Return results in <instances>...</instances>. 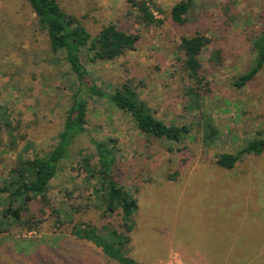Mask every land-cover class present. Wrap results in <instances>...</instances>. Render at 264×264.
Segmentation results:
<instances>
[{"label": "rangeland", "instance_id": "1", "mask_svg": "<svg viewBox=\"0 0 264 264\" xmlns=\"http://www.w3.org/2000/svg\"><path fill=\"white\" fill-rule=\"evenodd\" d=\"M180 1L155 0L165 12L159 15L164 25L147 28L128 14L126 0H59L62 9L92 36L109 25L141 36L135 51L114 62H91L85 57L89 86L95 83L113 93L131 83L157 118L168 126L189 125L192 132L181 143L149 137L139 131L129 114L106 98L90 96L83 87L88 101L87 132L61 162L48 197L55 207L83 202L91 208L72 213L70 225L58 226L51 208L46 209L37 199L31 213L44 220L40 229L15 235L0 231V264H116L94 244L72 236L75 224H111L123 231L121 212L105 216L95 205L96 180L87 179L90 172L82 165V160L97 155L92 140L115 148L113 178L138 200L128 248L135 261L165 264L162 260L180 248L201 247L210 239L219 244L225 229L211 223L208 209L211 216L218 213L211 219H228L241 230L242 239L254 235L250 242L256 241L264 254V154L248 156L232 170L216 163L221 155L238 152L257 133L264 134V67L245 87L232 85L254 60L251 40L264 31V0H193L183 25L170 19L172 7ZM198 34L211 39L201 57L202 75L211 90L205 112L213 115L221 132L220 140L210 146L203 141L200 115L185 111L183 92L194 83L179 60L184 58L178 50L182 36ZM216 49L224 53L220 70L209 64ZM65 56L51 51L49 37L38 29L28 0H0V183L28 142H32L34 154L53 150L73 95L81 87ZM5 116L17 139L14 147ZM97 162L95 158L91 164ZM224 177L235 178L237 184L216 182ZM224 202L232 207L223 209L227 205L220 204Z\"/></svg>", "mask_w": 264, "mask_h": 264}, {"label": "trees", "instance_id": "2", "mask_svg": "<svg viewBox=\"0 0 264 264\" xmlns=\"http://www.w3.org/2000/svg\"><path fill=\"white\" fill-rule=\"evenodd\" d=\"M37 21L38 29L46 32L51 51L54 54L64 52L65 60L76 77L80 88L74 93L72 105L64 122L63 130L56 136L53 150L44 155L33 153V144L28 142L18 152L17 160L8 176L0 183V231L10 235L22 234L40 229L44 220L37 214L31 213V205L40 199L46 209L51 208V216L58 226L73 223L72 213L86 212L91 208L90 203H72L68 208L52 206L48 197L51 182L59 173L60 164L67 158L71 147L77 139L86 134V117L88 101L83 87L92 97L106 98L112 106L123 113L129 114L139 131L155 139L166 140L171 143H181L187 138L192 128L189 125L168 126L157 118L147 104L140 98L136 88L131 83H125L113 93H107L95 83L89 86V72L84 64V58L91 62H114L129 52L135 51L140 40V34L119 30L116 25L103 27L100 32L92 36L81 22L74 16L67 14L59 4V0H28ZM130 6L128 14L147 28L164 25L165 12L155 0H126ZM193 0H181L170 11V19L179 25L187 21ZM160 15V16H159ZM251 51L254 60L247 72L240 75L234 82L236 88H243L251 82L264 67V31L251 40ZM211 45V39L205 35L194 37L182 36L178 50L184 53L182 71L193 81L192 87L183 92L185 111L189 114H199L206 146L220 140L221 132L212 114L205 112V99L210 92V84L202 75V55ZM209 64L214 70L224 66L222 49L214 50L209 58ZM6 117V116H5ZM4 125L11 135V146H16L17 139L13 134L8 116L3 118ZM2 125H0V130ZM116 142V140H110ZM97 155L82 160V165L90 174L87 179L96 180L93 191L95 205L103 209L105 216L116 212L122 214L123 231H119L111 224L97 227L91 224H75L72 236L82 241H88L116 264H140L129 256L130 234L135 228V217L139 205L135 194L120 186L113 178L115 163V148L105 142L92 140ZM264 154V134L257 133V137L249 140L238 152L225 153L217 160V165L226 170H232L248 156ZM98 159L97 165L91 161ZM72 195V192H69ZM41 213L46 211L41 209ZM68 216L70 220H64Z\"/></svg>", "mask_w": 264, "mask_h": 264}, {"label": "crops", "instance_id": "3", "mask_svg": "<svg viewBox=\"0 0 264 264\" xmlns=\"http://www.w3.org/2000/svg\"><path fill=\"white\" fill-rule=\"evenodd\" d=\"M235 178L224 177L216 178V182H222L219 184H237ZM243 184V183H242ZM223 207L227 209L232 207L231 204ZM222 209V208H221ZM212 211L208 209V215L211 223L221 225L220 228L225 229L224 238L217 244L216 240H208L205 245L193 246L190 248H180L175 254H171L166 260L170 261L176 259L177 264H254L260 260L261 264H264L263 249L260 251L259 245L256 241L250 242V239L254 237L245 235V238H241V230L232 227L228 219H211L218 215L211 216ZM215 213V212H214ZM243 221H246L244 218ZM219 229V227H218ZM220 233L218 232V235ZM160 261V262H162Z\"/></svg>", "mask_w": 264, "mask_h": 264}, {"label": "built area", "instance_id": "4", "mask_svg": "<svg viewBox=\"0 0 264 264\" xmlns=\"http://www.w3.org/2000/svg\"><path fill=\"white\" fill-rule=\"evenodd\" d=\"M165 264H177V261L176 259H173V260L166 262Z\"/></svg>", "mask_w": 264, "mask_h": 264}]
</instances>
